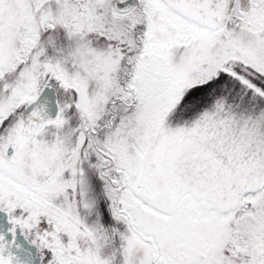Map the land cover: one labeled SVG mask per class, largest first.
I'll list each match as a JSON object with an SVG mask.
<instances>
[{
    "label": "snow or ice",
    "instance_id": "6c2138e0",
    "mask_svg": "<svg viewBox=\"0 0 264 264\" xmlns=\"http://www.w3.org/2000/svg\"><path fill=\"white\" fill-rule=\"evenodd\" d=\"M0 264H264V0H0Z\"/></svg>",
    "mask_w": 264,
    "mask_h": 264
}]
</instances>
